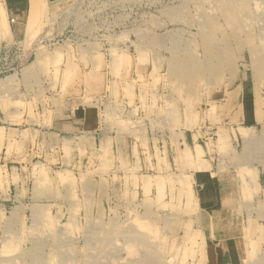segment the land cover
I'll return each instance as SVG.
<instances>
[{"label":"rangeland","instance_id":"rangeland-1","mask_svg":"<svg viewBox=\"0 0 264 264\" xmlns=\"http://www.w3.org/2000/svg\"><path fill=\"white\" fill-rule=\"evenodd\" d=\"M44 2L29 33L0 0V264H214L229 223L251 246L244 264H264V189L251 164L228 162L264 163V0ZM44 30L65 42L36 44ZM244 80L263 97L257 127L237 129L223 106ZM73 97L103 102L122 131L132 107L141 127L169 126L159 164L148 172L120 141L51 132ZM215 126L232 133L216 139ZM215 167L237 190L229 210L200 202L208 186L195 179Z\"/></svg>","mask_w":264,"mask_h":264},{"label":"crops","instance_id":"crops-1","mask_svg":"<svg viewBox=\"0 0 264 264\" xmlns=\"http://www.w3.org/2000/svg\"><path fill=\"white\" fill-rule=\"evenodd\" d=\"M9 1L12 3L10 5L11 15L15 21L14 25L17 26L16 28H18V31L27 30L29 33H35L41 28L40 26L44 21L41 12H39L41 0ZM44 3L48 9L55 10L57 9L58 5L63 3V0H45ZM5 12V5L0 4V24L2 25L7 24ZM9 22L10 18H8V23ZM43 32L39 33L37 36L41 35ZM235 85H239V87L232 89V91L228 93L227 96L229 97H226L227 102H225L223 106V112L225 113V116L230 117L232 121L235 118L236 120L234 122H239L237 123L239 124L237 129L247 128L245 127V124L251 126L248 127L249 129L255 128L257 127L259 122L258 117L260 116L258 111L259 101L262 100L263 96L261 93H259L255 86L251 84V82L244 80L240 83H236ZM217 93L218 92L216 90L212 91L210 94L212 99L211 101H213V103L219 100ZM135 102L136 107H139L140 105L138 104V101L135 100ZM95 103L99 105V111L97 108L95 109V104L93 105L92 110H90V104L85 98L73 97L69 99L62 112H54L52 110V126L50 128L51 132L57 134L71 133L75 142L81 140L83 136H87L91 141L98 140L99 143H103L105 147H115L117 146L116 143L120 141L124 143L123 145L126 149L138 150V157L140 159L138 164L149 168L148 172L153 170V168L150 166L159 164V158L156 156L157 149L162 153L161 147L164 146L165 142L169 143V126L163 123L161 126H157L155 129H153L151 125L148 124L145 125V127H141L137 122L138 120L133 113L132 107L129 119H123L124 121H130V125L127 124V130L122 131L118 128V126L110 127L106 124L105 119L101 117V114H99V112L101 113L100 107L103 105V102L100 103L95 101ZM235 127V124H232V128L236 129ZM218 128L219 127L215 126V131L213 132L214 135H216V139L219 132L225 134L228 132V130H230L231 127H223L227 128V131H220ZM228 133H232L231 130ZM137 137H139V139ZM147 149L148 151L146 152ZM100 154L101 152H98L97 164L99 167L104 164ZM228 162L242 165L251 164L254 169V181L256 184H258L256 186L259 188V190L264 189V163L255 159L251 161H246L243 159L241 162L237 160H231ZM161 164H164L163 156ZM219 170H221V168L218 169L215 167V169H209L208 177L205 178L206 175H204V178H202L201 181L196 178L195 185L199 187L200 183L202 188L208 186V198L207 193H204V191L202 194H200L201 204L206 203L210 206H219L218 210L220 211L225 209L223 207H226V209L229 210V207H231L230 205L234 203L238 204L236 199L233 200L235 197L237 198V190L233 188L235 186L231 185L229 182L232 181L229 175H222V173L219 174ZM199 173H206V171H201ZM195 175H197V172ZM235 180L237 182V179ZM233 210L235 211V209ZM230 224L231 223H229L227 228L230 230L229 233L231 235L226 237L228 233L226 232L220 240L217 241V238V243H215L213 249H211V256L214 264H244L248 259L247 256L251 246L249 247V244H247V241H245L243 238L239 239L235 236L238 232H235V228H232ZM238 229L239 228H237V230ZM259 260L264 262V252H260Z\"/></svg>","mask_w":264,"mask_h":264},{"label":"built area","instance_id":"built-area-1","mask_svg":"<svg viewBox=\"0 0 264 264\" xmlns=\"http://www.w3.org/2000/svg\"><path fill=\"white\" fill-rule=\"evenodd\" d=\"M59 35L61 34H56L53 31L51 32L50 30L45 31V33H42L37 37L36 44L44 45L50 43V45H54L65 42V39Z\"/></svg>","mask_w":264,"mask_h":264}]
</instances>
